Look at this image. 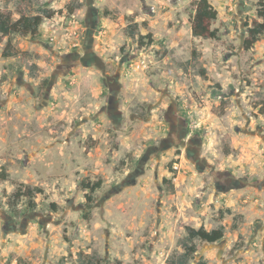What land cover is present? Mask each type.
Masks as SVG:
<instances>
[{"label": "rangeland", "instance_id": "1", "mask_svg": "<svg viewBox=\"0 0 264 264\" xmlns=\"http://www.w3.org/2000/svg\"><path fill=\"white\" fill-rule=\"evenodd\" d=\"M194 1L0 0L52 12L0 36V264H166L188 228L223 229L189 264H264V33L243 49L264 0H208L218 40Z\"/></svg>", "mask_w": 264, "mask_h": 264}, {"label": "trees", "instance_id": "2", "mask_svg": "<svg viewBox=\"0 0 264 264\" xmlns=\"http://www.w3.org/2000/svg\"><path fill=\"white\" fill-rule=\"evenodd\" d=\"M193 14L190 19L191 35L194 38H200L204 40H218L219 31L212 28V24L217 19V12L210 4L208 0H195L193 3ZM256 19H254L250 26H247V35L243 41V49L245 51L250 50L255 43L258 42L260 36L264 33V1H260L257 4L255 11ZM52 17V12L48 10H42V13L34 16H20L17 20H13L10 15L4 14L0 11V36L9 37L13 34L30 35L35 36L38 33V28L43 19H49ZM153 42L152 35L147 33L146 35H140L137 39L138 47H145L151 45ZM15 51L10 47V43L5 46L2 57L13 56ZM0 178L4 179L5 174L1 173ZM101 182L97 181L93 184L84 183L80 184L82 190H87L85 194V200L87 202V208L90 209L93 202V193L99 189ZM41 194L42 190L38 188L25 187L24 190L17 191L13 197H25L28 199L29 208L33 209L35 203L33 202L34 195ZM54 208V206H52ZM223 238V229L218 228L211 231L204 229H187V235L182 242V251L178 254H174L167 261L166 264H189L194 259L196 248L194 240L213 244L220 241ZM84 264H101L103 262L98 256H94L85 260L83 255H80ZM106 264H120V262H105ZM195 264H206L203 260L196 262Z\"/></svg>", "mask_w": 264, "mask_h": 264}]
</instances>
